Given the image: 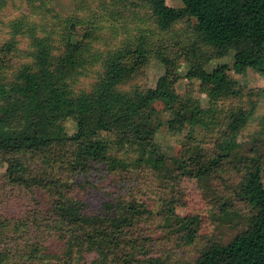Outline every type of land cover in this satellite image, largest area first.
<instances>
[{"label": "rangeland", "instance_id": "1", "mask_svg": "<svg viewBox=\"0 0 264 264\" xmlns=\"http://www.w3.org/2000/svg\"><path fill=\"white\" fill-rule=\"evenodd\" d=\"M165 5L175 21L167 30H161L146 0H0V76L4 80L14 78L20 66L33 63L38 40H43L51 53L62 52L64 34L73 24V37L83 43L80 62L67 78L73 93L88 90L100 78L104 60L111 51L134 45L139 37L144 38L147 54L135 62L134 76L118 88L144 90L153 86L164 72L173 77L171 89L179 97L175 110L160 101L146 116L149 136L164 155L165 165L160 171L145 168L141 163L125 169L117 164L137 158L133 145L113 150L114 168L98 163L85 171L58 163L53 168L46 167L47 177H60L63 192L79 202L81 214L89 221L97 215L114 216L121 203L135 204L127 214L122 213L126 234L121 235L120 247L113 252L110 249L114 246H109L108 256L115 258L114 264L125 254L136 256L141 251L167 264H195L206 245L226 243L246 226L249 207L237 185L241 167L251 157L261 159L260 179L264 186V73L251 68L242 73L229 70L240 94L209 100L200 81L184 75L193 59V42L203 51L212 49L198 40L193 17H177L181 0H165ZM7 43L10 47L3 48ZM233 52L229 48L225 56L212 57L205 68L231 64ZM193 102L205 109L203 118L207 126L170 122L181 104ZM238 108L250 114L234 137L236 145L229 158L199 177L168 173L180 154L214 152L217 142L223 140L230 113ZM75 121L73 117L63 120L68 134L75 131ZM12 159L23 165L37 164L33 171L37 175L47 173L43 168L46 161L32 152L0 153V251L11 248L15 252L14 264H100L106 239L97 246L83 238H71L72 234L63 235L55 226V190L36 186L26 190L7 182L5 171ZM176 217L192 221V243H184L186 230L180 228ZM214 264H227L226 255Z\"/></svg>", "mask_w": 264, "mask_h": 264}, {"label": "trees", "instance_id": "2", "mask_svg": "<svg viewBox=\"0 0 264 264\" xmlns=\"http://www.w3.org/2000/svg\"><path fill=\"white\" fill-rule=\"evenodd\" d=\"M146 2L156 26L161 30L170 28L175 18L169 15L165 0ZM181 2L177 17H193L198 40L203 46L212 49L203 51L193 42V59L184 76L199 80L209 100L238 96L240 88L228 75L229 70L242 73L251 68L264 73V0ZM74 26H70L64 34L62 52L53 54L43 40H38L31 65L20 66L14 78L8 81L0 76V153L32 152L37 158L46 161L43 162L46 171L47 166L53 168L52 165L56 163L67 165L71 170L85 171L93 163L113 166V150L133 145L137 158L117 164L125 169L141 163L145 168L160 171L165 165L164 155L156 149L149 136L151 129L146 116L155 110L156 102L160 101L175 110L173 107L179 97L171 89L172 75L162 73L153 86L144 90L124 91L118 88L134 76L135 62L147 54L144 38L139 37L136 44L111 51L104 60L100 78L88 90L73 93L68 87L67 78L78 66L83 46L73 37ZM6 47H10V43L3 48ZM229 48L234 51L231 64L220 63L211 70L205 68L212 57L225 56ZM181 105L172 113L170 122L207 126L203 118L205 109L197 102ZM249 114L240 108L231 112L223 131V140L217 142L214 152L210 150L214 154H180L174 158L175 166L168 173L187 177L210 173L223 159L230 157L236 145L234 137ZM70 117L76 119V129L72 134H68L62 125L63 120ZM260 161L258 157H251L242 165L237 185L238 193L249 207L246 226L226 243L212 242L206 245L195 264H214L223 254L227 257V264H264V186L260 179ZM36 165H23L17 160H9L5 178L21 189L28 190L36 186L55 190V226L63 235L72 234L71 238H83L97 246H101L106 239V250L102 251L99 262L114 264L115 258L112 260L108 256L109 246H114L110 249L113 252L120 247L121 235L126 234L122 213L127 214L128 208H135V204L121 203L114 216L103 214L94 219L89 216L93 219L89 221L88 217L81 214L79 202L63 192L64 183L60 177H47L48 171L37 175L33 173ZM112 168L109 169L113 171ZM112 217L115 221L104 220ZM175 221L186 230L184 243H192L195 237L192 221L188 217H176ZM185 222L187 224L183 225ZM124 256L115 264H167L145 251L136 253V256ZM14 257L15 252L11 248H1L0 264H14Z\"/></svg>", "mask_w": 264, "mask_h": 264}]
</instances>
